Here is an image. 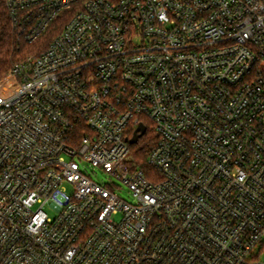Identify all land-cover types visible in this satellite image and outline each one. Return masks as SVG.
<instances>
[{"label": "built area", "instance_id": "built-area-1", "mask_svg": "<svg viewBox=\"0 0 264 264\" xmlns=\"http://www.w3.org/2000/svg\"><path fill=\"white\" fill-rule=\"evenodd\" d=\"M7 7L30 42L71 13L0 82V264H264V0Z\"/></svg>", "mask_w": 264, "mask_h": 264}, {"label": "trees", "instance_id": "trees-1", "mask_svg": "<svg viewBox=\"0 0 264 264\" xmlns=\"http://www.w3.org/2000/svg\"><path fill=\"white\" fill-rule=\"evenodd\" d=\"M70 13V11L64 12L35 41L30 42L23 31V25L20 27L13 21L7 7V0H0V82L15 65L29 56L45 51L67 23ZM143 122L147 126V132L137 144H130V150L137 166L147 169V157L156 146L158 137L149 121L143 118ZM134 133L135 129H132L130 140Z\"/></svg>", "mask_w": 264, "mask_h": 264}, {"label": "rangeland", "instance_id": "rangeland-1", "mask_svg": "<svg viewBox=\"0 0 264 264\" xmlns=\"http://www.w3.org/2000/svg\"><path fill=\"white\" fill-rule=\"evenodd\" d=\"M153 128V127H152ZM154 131V129H153ZM155 132V131H154ZM86 173L93 179L95 180L96 182H98L99 184H106L108 182H110V176L104 172L102 169L100 168H92L91 166H88V164H86V166L84 167ZM120 195L132 202V197L130 196L129 194V191L127 190V188L124 187L123 190H121L120 192ZM115 220H120V217L117 216V217H114ZM258 252V250H257ZM262 260H264V256H262Z\"/></svg>", "mask_w": 264, "mask_h": 264}, {"label": "water", "instance_id": "water-1", "mask_svg": "<svg viewBox=\"0 0 264 264\" xmlns=\"http://www.w3.org/2000/svg\"><path fill=\"white\" fill-rule=\"evenodd\" d=\"M147 132V127L146 125H144L143 123H141L135 133H134V136L133 138L130 140V144H137L138 141L146 134Z\"/></svg>", "mask_w": 264, "mask_h": 264}]
</instances>
